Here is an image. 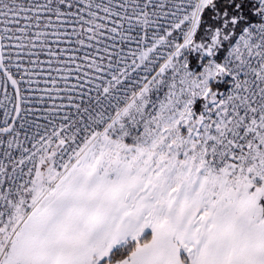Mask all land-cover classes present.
I'll return each instance as SVG.
<instances>
[{"label": "snow or ice", "instance_id": "obj_1", "mask_svg": "<svg viewBox=\"0 0 264 264\" xmlns=\"http://www.w3.org/2000/svg\"><path fill=\"white\" fill-rule=\"evenodd\" d=\"M0 264H264V0H0Z\"/></svg>", "mask_w": 264, "mask_h": 264}]
</instances>
